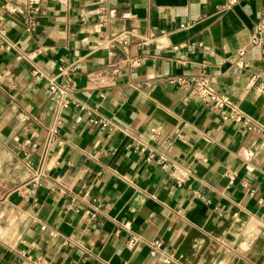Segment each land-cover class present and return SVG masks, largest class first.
Here are the masks:
<instances>
[{"label": "crops", "instance_id": "1", "mask_svg": "<svg viewBox=\"0 0 264 264\" xmlns=\"http://www.w3.org/2000/svg\"><path fill=\"white\" fill-rule=\"evenodd\" d=\"M225 4L0 0V264H264V0Z\"/></svg>", "mask_w": 264, "mask_h": 264}, {"label": "built area", "instance_id": "2", "mask_svg": "<svg viewBox=\"0 0 264 264\" xmlns=\"http://www.w3.org/2000/svg\"><path fill=\"white\" fill-rule=\"evenodd\" d=\"M239 0H226V4L224 5V9H229L233 5H236ZM252 45H263L264 44V29L263 27L257 28L252 37H251ZM246 54V50L241 49L238 53L239 57V65L242 67H247V63L244 61L243 57ZM40 76H36V79H39ZM180 85L191 87L192 94L200 99L202 102L210 104L212 107L219 109L221 111H226L231 106V99L229 95L222 94L218 92L213 84V82L207 78L202 77L200 79H196L193 81H179ZM255 84L253 83V86ZM71 90L72 86L70 83L65 85L58 84L55 80H51L49 86V94L50 98L61 108V109H69L71 107ZM15 110H18L17 108ZM18 119L24 121L25 118L21 115V113H17ZM236 121L243 123L248 129H254V125L250 122V120L245 119L240 114L236 116ZM94 123L99 124L103 128L108 127V122L104 120H98ZM59 124L51 129L49 132V142L56 143L59 141ZM54 234V233H53ZM136 239H131L130 244H136ZM152 253L153 254H164L165 248L161 241H155L152 243ZM165 262L171 263V258L166 257L164 259Z\"/></svg>", "mask_w": 264, "mask_h": 264}, {"label": "rangeland", "instance_id": "3", "mask_svg": "<svg viewBox=\"0 0 264 264\" xmlns=\"http://www.w3.org/2000/svg\"><path fill=\"white\" fill-rule=\"evenodd\" d=\"M0 211H1V209H0Z\"/></svg>", "mask_w": 264, "mask_h": 264}]
</instances>
